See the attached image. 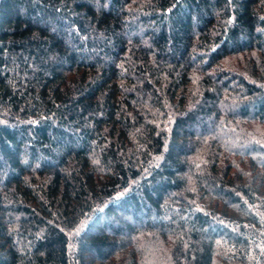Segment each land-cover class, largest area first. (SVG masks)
Masks as SVG:
<instances>
[{
    "label": "trees",
    "instance_id": "obj_1",
    "mask_svg": "<svg viewBox=\"0 0 264 264\" xmlns=\"http://www.w3.org/2000/svg\"><path fill=\"white\" fill-rule=\"evenodd\" d=\"M0 264H264V0H0Z\"/></svg>",
    "mask_w": 264,
    "mask_h": 264
}]
</instances>
